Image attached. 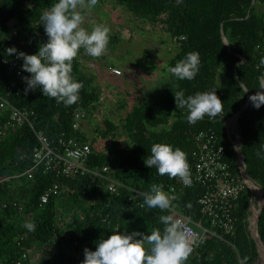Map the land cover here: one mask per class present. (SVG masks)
<instances>
[{
    "label": "trees",
    "instance_id": "16d2710c",
    "mask_svg": "<svg viewBox=\"0 0 264 264\" xmlns=\"http://www.w3.org/2000/svg\"><path fill=\"white\" fill-rule=\"evenodd\" d=\"M106 1L98 0V3ZM111 1L124 7L135 18L146 19L171 34L178 53L170 60L169 68L189 52H199L201 59L194 79L178 80L171 75L157 112L143 104L133 106L126 114L121 131L126 134L129 147L119 148L113 154L98 151L83 133L73 132L74 112L85 109L95 112L101 97L92 78L82 72L76 58L72 62L73 75L84 84L78 102L65 106L54 98L43 96L39 88L25 94L26 84L23 82L16 87L12 103L19 108L33 109L36 130L44 132L50 140L55 141L65 133L90 143V167L108 166L117 181L143 192H148L154 183L164 187H178L181 183L179 177L160 176L155 167L150 169L145 166L144 159L151 154L153 144L166 142L180 147L187 154L191 168L194 137L209 129L215 130L222 138L229 161L237 169L234 148L226 137L225 121L247 103V93H244L241 83L247 87L249 96L253 95L258 89L257 77L264 72V65H260L261 59H264V0ZM55 2L0 0V61L11 56L7 54L8 48H16L29 39L27 28L33 32L43 31L37 23H40L41 14ZM14 20L17 26L12 30L10 22ZM223 35L229 41L230 50L224 43ZM12 80L7 67L0 63V84L5 86ZM212 88H217L216 94L223 103L222 112L213 119L205 116L190 123L187 110L176 106L174 93L183 90L187 96ZM6 118L5 112L0 109V127ZM103 124L105 129L99 137L116 138L120 133L119 126L112 121L104 119ZM238 128L246 173L251 182L259 186L264 197V105L256 109L250 102L249 108L240 114ZM36 145L35 136L28 126L0 135V179L11 178L0 185V264H9L17 259L23 248L49 245L53 238L67 247V252H62L59 247L55 264H81L84 249L87 247L95 251L94 241L106 239L117 227L146 234L163 227L159 217L165 212L128 202L130 192L125 189L120 196H113L107 191L104 181L92 182L89 176L63 181L62 185L68 188L66 194L52 198L41 207V195L58 180L39 170L34 172L32 179L17 177L32 167ZM179 200L187 206L188 215L198 219L191 190H185ZM14 202L22 209L14 207ZM58 214L69 219L68 222L63 221L65 229L57 223ZM236 214V230L233 235L227 236L234 247L217 238L207 237L188 257L186 264H256L258 253L249 229L251 210L248 191L240 199ZM104 218L108 222H104ZM26 221L36 223L34 232L23 227ZM258 231L264 245V208ZM20 238H23V248L17 244Z\"/></svg>",
    "mask_w": 264,
    "mask_h": 264
},
{
    "label": "clouds",
    "instance_id": "9594fccd",
    "mask_svg": "<svg viewBox=\"0 0 264 264\" xmlns=\"http://www.w3.org/2000/svg\"><path fill=\"white\" fill-rule=\"evenodd\" d=\"M98 0H56L40 16L47 35V42L39 46L35 54L18 51L15 47L7 49V54H16L22 59L21 70L30 75L22 77L26 87L25 94L37 88L43 96L54 98L57 103L71 106L80 100L83 81L73 75L72 62L81 49L94 58L104 55L110 39V28L106 23H95L91 29L84 27L85 11L92 10ZM201 65L200 53L189 52L179 60L169 72L178 80H192ZM260 65H264L261 59ZM258 89L249 96L252 106L259 109L264 105V72L258 77ZM244 93L248 89L241 83ZM217 88L185 95L183 90L174 93L176 106L187 110V120L195 123L207 116L217 117L222 112V101L216 94ZM151 154L144 159L145 166L157 170L158 175L179 177L185 186L192 183L187 154L180 147L169 143H155ZM144 195L141 207L158 208L166 214L159 220L162 228L148 233L138 230H121L117 227L112 234L94 241L95 251L84 249L81 264H186L194 250L192 230L179 218L173 205L176 197L164 190L163 184H152ZM34 232L37 225L26 221L23 225Z\"/></svg>",
    "mask_w": 264,
    "mask_h": 264
},
{
    "label": "built area",
    "instance_id": "2783aa9c",
    "mask_svg": "<svg viewBox=\"0 0 264 264\" xmlns=\"http://www.w3.org/2000/svg\"><path fill=\"white\" fill-rule=\"evenodd\" d=\"M150 25V22H148L146 26L150 27ZM37 26L43 29V31H28V34H30L29 39L22 41L16 47L18 51L35 54L38 52L39 46L47 42L48 38L44 32L43 25L37 23ZM181 39H184V37ZM0 63L6 66L13 76L11 83L5 86L0 84V109L5 112L7 117L0 127V135L28 126L32 130L37 142L32 154V167L17 177L32 179L34 172L39 170L43 174H50L60 181L50 185L44 191L40 197V206H45L52 198L57 199L66 194L68 188L66 185H62L63 181L71 177L89 176L92 182L98 180L104 181L107 191L113 196H120L123 189L128 190L130 192L127 197L128 202L141 207L144 201L143 194L146 192L117 181L112 175L111 168L108 166L94 168L88 165L92 154L90 143L77 136L66 135L65 133L58 136L55 141H52L44 132L36 130L34 123L36 113L34 110L29 107L19 108L11 101L16 87L24 82L22 77L30 75L21 70L22 59L17 58L16 54H12L8 58H2ZM109 70L116 76L122 75V71L118 68L111 67ZM89 112V109L74 112L72 124L74 133L82 130L81 124L88 117ZM232 120L233 118H228L225 121V132L227 140L234 148V161L237 169L229 161L222 138L215 130L209 129L199 132L194 137V148L191 153L192 165L190 168L191 185L185 186L181 181L178 187H164L165 191L176 197L173 205L178 213V217L184 218L185 224L192 230L194 239L193 252L207 237L217 238L234 247L228 241L227 236L233 235L236 230L238 223L236 210L239 207L240 199L248 191L251 210L254 208L253 204L256 195L260 192L259 186L257 188L250 181L249 183L252 188H248V183L243 173L242 158L236 146V142L240 145L239 128L236 123L235 125H231ZM10 179H0V185ZM187 189L192 192L198 219L190 217L187 212V206L182 200H179L180 195ZM12 205L19 207L20 210L22 209L15 202ZM64 219L67 220L66 222L69 220L61 214L57 215V223L63 229H65ZM103 221L108 222L107 218H104ZM251 227L252 222H250V230ZM22 242L23 238H20V241L17 242L18 246L22 247ZM59 247L62 249V252H67L66 244L63 243L61 245L56 238H53L51 243L45 245V247L33 246L32 249L22 247L21 255L9 264H55V254H57ZM32 250L36 251L34 255L32 254ZM40 250L41 252H38Z\"/></svg>",
    "mask_w": 264,
    "mask_h": 264
},
{
    "label": "rangeland",
    "instance_id": "374dc122",
    "mask_svg": "<svg viewBox=\"0 0 264 264\" xmlns=\"http://www.w3.org/2000/svg\"><path fill=\"white\" fill-rule=\"evenodd\" d=\"M130 15L132 14L124 7L117 5L111 0L98 3L92 10L85 11L84 27L91 29L95 23L103 22L110 28L107 51L104 55L96 58L99 67L95 64L92 66V70L87 72L90 73L88 76L93 77V85L97 89L103 86L99 82L101 79L99 73L104 76L107 75L108 71L105 65L108 62L113 63L116 59L120 60L119 64L124 67L128 80V83L123 85L122 90L118 92L123 98L122 102L119 103L121 97H116L111 103L105 104V97L100 98L97 110L89 112L88 117L81 124L82 132L87 139L92 141L94 148L98 151L112 154L119 148L129 147L127 136L121 130L123 120L133 106L144 104L153 108L155 112L158 111L159 106L157 104L166 95L172 75L169 72V62L178 51L176 50L177 44L173 41L169 32L158 25L152 27V29H146L145 25L150 21L138 19L135 23L129 18ZM16 26L17 21L10 22L12 30ZM125 30L131 31V39L130 36L126 38L123 36L125 34L122 35V31ZM28 31H30L29 28L26 29V32ZM108 51L110 52L109 54H107ZM87 59L91 60L92 58L88 56ZM160 68L163 69L159 71ZM104 119L110 120L119 126L120 133L116 138H112L113 136L104 139L99 137L100 132L105 129ZM232 125H235V122ZM255 186L258 188L257 185ZM253 205L254 208L251 209V216L249 217L252 223L258 209V201L256 199ZM250 231H253L252 227ZM34 246L45 247L39 244ZM38 252H41V250ZM35 253L36 251L32 250V254Z\"/></svg>",
    "mask_w": 264,
    "mask_h": 264
},
{
    "label": "crops",
    "instance_id": "0c3cea01",
    "mask_svg": "<svg viewBox=\"0 0 264 264\" xmlns=\"http://www.w3.org/2000/svg\"><path fill=\"white\" fill-rule=\"evenodd\" d=\"M129 18L133 21V22H137V18H135L133 15H130L129 16ZM99 23V22H98ZM132 23V22H131ZM152 25V24H151ZM152 27H154L153 25L149 28V27H147L146 25H145V28L146 29H152ZM118 31H119V29H117ZM153 31H155V30H153ZM123 34H125V35H123ZM127 34V35H126ZM122 35L124 36V37H126V38H128V36H130V39L132 38L131 37V31H128V30H125V31H122ZM113 37H116V36H113ZM118 37V36H117ZM118 39V38H117ZM120 39V38H119ZM162 42V41H161ZM163 43V42H162ZM177 49L176 50H178V47H176ZM170 51H171V49H170ZM110 52L108 51L107 52V54H109ZM177 53H178V51H177ZM176 53V54H177ZM175 54V55H176ZM89 55H87L85 52H84V50L83 49H81L80 50V52L78 53V56L76 57V59H77V61H78V63H79V65H80V69L82 70V72L87 76V77H89V78H91V76H88V75H90V73H87V72H90L91 70H92V66L93 65H97L98 67H99V65H98V63H97V59L96 58H93V57H91L92 59L91 60H88L87 59V57H88ZM120 60L119 59H116V60H114V62L113 63H111V62H108V64L107 65H105V67H106V69H107V71H108V74L107 75H103V74H101V73H99L100 74V77H101V79L99 80V82H101L102 83V87L101 88H99V91H100V94H101V97L100 98H104V99H106L105 100V104H107V103H111V101L112 100H115V98L116 97H121L120 98V100H119V103L120 102H122L123 101V98H122V96H120L119 95V91L120 90H122V86L123 85H125L126 83H128V80H127V76H126V72H125V70H124V67H122L120 64ZM111 67H115V68H118V69H120L121 71H122V75L121 76H116V75H114V74H112L111 73V71L109 70V68H111ZM163 68H160L159 69V71H161ZM93 78V77H92ZM109 81V82H108ZM108 82V83H107ZM105 86H107V87H105ZM121 87V88H120ZM120 88V89H119ZM103 89V90H102ZM121 105H122V103H121ZM121 105H120V107H121ZM160 105V102L157 104V106H159ZM81 133H83L82 132V130L80 131ZM84 134V133H83ZM34 255V254H33Z\"/></svg>",
    "mask_w": 264,
    "mask_h": 264
},
{
    "label": "water",
    "instance_id": "95a60500",
    "mask_svg": "<svg viewBox=\"0 0 264 264\" xmlns=\"http://www.w3.org/2000/svg\"><path fill=\"white\" fill-rule=\"evenodd\" d=\"M223 40H224V43L226 44L227 48L230 50L229 41L227 40V38L224 35H223ZM246 93H247V98H248L246 105L240 111L236 112L234 115H232L230 117V118L235 119L237 127H238L240 114L243 111L247 110L249 108V106H250L249 94H248V92H246ZM236 146L239 149V152H240V155H241V158H242L243 173H244V176H245V180L248 183V188H252L251 184L249 183V181L251 182V180L249 179V177H248V175L246 173L245 156H244V154L242 152L241 146L239 144H237V142H236ZM256 199L258 201V209H257V212H256V216H255L254 222L252 223V230L253 231H250V232H251V236H252L253 240L255 241L256 250H257V253H258V259L256 261V264L257 263L258 264H264V245H263V242L261 241V238H260V235H259V231H258V222H259L262 210L264 208V197H263V192H262L261 189H260V195H256ZM249 229H250V227H249ZM261 246H262V248H260Z\"/></svg>",
    "mask_w": 264,
    "mask_h": 264
},
{
    "label": "bare ground",
    "instance_id": "6f19581e",
    "mask_svg": "<svg viewBox=\"0 0 264 264\" xmlns=\"http://www.w3.org/2000/svg\"><path fill=\"white\" fill-rule=\"evenodd\" d=\"M233 122L236 123L235 119H233V120L231 121V125H232ZM258 195H260V192H258ZM260 245H261V244H260ZM260 248H262V246H261Z\"/></svg>",
    "mask_w": 264,
    "mask_h": 264
}]
</instances>
